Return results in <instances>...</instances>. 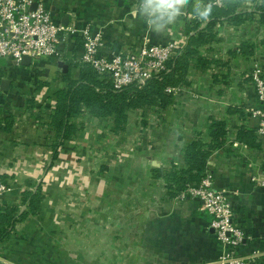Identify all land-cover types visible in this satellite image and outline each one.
I'll use <instances>...</instances> for the list:
<instances>
[{"label":"crops","instance_id":"obj_1","mask_svg":"<svg viewBox=\"0 0 264 264\" xmlns=\"http://www.w3.org/2000/svg\"><path fill=\"white\" fill-rule=\"evenodd\" d=\"M263 2L224 0L238 12L254 14L239 25L218 24V40L204 46L201 54L220 60V64L204 72L190 70L191 85L175 95L165 109L151 110L145 116L134 111L124 135H114L105 128L112 124L111 119L83 116L76 140L62 149L47 171L53 135L48 122L56 106V92L65 85L59 75L69 61L80 60L82 38H69L61 58L42 57L29 66L17 65L8 58L1 60L0 175L10 186L4 195V208L24 210L23 193L35 190L41 181L44 199L43 210L16 224L11 237L0 244V260L43 264L42 247L46 252L54 248L60 251L65 245L62 252L66 257L94 254L84 256L79 264L216 261L228 248L217 239L212 217L202 210L201 200L183 195L184 190L173 193L166 180V173L185 167V146L198 137L211 141L215 120L225 125L226 142L209 158L208 170L215 188L228 193L233 223L245 234L237 253L257 252V263L262 264L264 135L257 133L259 121L250 114L260 104L249 74L254 55H260L264 68V23L256 12ZM194 3L192 0L163 34L151 32L138 16H133L139 0H51L50 7L55 18L61 20L69 14L71 23L75 13L79 23H90L101 35V53L107 56L136 51L144 43L177 42L182 47L188 39L186 23L196 19ZM244 44L253 47L252 55L243 52ZM3 79L10 80L8 90H2ZM241 132L247 135L242 138ZM94 142L99 145V149L94 148L98 153L90 150ZM112 146L122 153L123 163L105 171L102 167L108 164L102 161ZM92 235L98 239L93 241ZM24 252L33 255L29 258ZM13 253L18 258L12 257Z\"/></svg>","mask_w":264,"mask_h":264},{"label":"trees","instance_id":"obj_2","mask_svg":"<svg viewBox=\"0 0 264 264\" xmlns=\"http://www.w3.org/2000/svg\"><path fill=\"white\" fill-rule=\"evenodd\" d=\"M256 12L260 14L261 21L264 23V2ZM253 14L254 11L238 12L232 5L223 4L222 6H213L212 16L206 22L196 19L187 21L185 31V35L188 37L187 42L179 47L176 55L169 60L167 70L152 77L143 86L133 84L122 90H116L113 88L108 74H100L92 65L81 63L80 60L69 61L67 69L59 75L65 85L56 92V106L48 122L53 135L50 141L52 158L46 171L59 158L62 149L76 140L77 133L83 124L79 119L83 116L91 119H111L112 124H106L105 128L114 135H124L134 111H141L145 116L151 110L160 111L171 105L176 94L167 92L168 87H188L192 83L188 77L190 70L204 72L220 64V60L201 54L204 46L211 45L218 40V24L229 22L239 25L250 19ZM250 47L249 44H244L243 52L252 55L254 51L253 47H251L252 49ZM74 69L78 70L77 74L73 76ZM1 71L0 66V81L2 79ZM262 76L264 77V68ZM250 80L252 81V79ZM6 120L8 123H12L11 116H8ZM225 134L223 122L213 120L210 142H205L203 137H198L183 148L185 167L175 168L166 173V180L173 193L176 194L188 186L200 183L209 169L208 160L211 155L217 149L225 147ZM245 135L247 133L241 132L242 138ZM94 148L99 149L98 143L94 142L90 150L92 152L97 150ZM96 152L98 153L99 150ZM106 160L108 165H103L102 169L105 171L107 169L115 170L118 166H122V153L116 155L110 150L107 152ZM42 184L43 181L36 186L35 190H27L23 193L22 203L26 206L24 210L15 206H7L0 210V244L11 237L16 224L27 220L30 215H38L43 210L44 190ZM54 250L56 249L49 250L48 253L56 261ZM56 251L59 253V250ZM59 258L63 264L61 257ZM262 264H264V256Z\"/></svg>","mask_w":264,"mask_h":264},{"label":"built area","instance_id":"obj_3","mask_svg":"<svg viewBox=\"0 0 264 264\" xmlns=\"http://www.w3.org/2000/svg\"><path fill=\"white\" fill-rule=\"evenodd\" d=\"M51 0H0V61L11 59L21 65L24 56L32 62L42 57L61 58L63 45L72 36H80L83 41L81 63H88L100 74H108L114 89L122 90L130 85H145L152 77L167 70V63L176 55L180 45L144 43L138 50L128 53L114 52L103 55L104 42L95 33L90 23H79L72 14V22L65 25L55 18L50 7ZM34 3L36 7L34 8ZM213 6H222L224 0H211ZM259 58V60H258ZM249 76L255 88L260 106L250 110L259 121L257 133L264 135V77L262 63L258 55L251 59ZM167 92L179 95L183 86L168 87ZM197 95H194L196 97ZM259 182L257 178H253ZM9 184L0 175V210L4 208V195ZM183 195L201 200V208L212 217L219 242L228 248L211 264H258L259 254L237 253V247L244 239V232L233 223L234 211L228 193L214 186L213 175L207 170L199 184L188 186ZM3 264L6 262L0 260Z\"/></svg>","mask_w":264,"mask_h":264},{"label":"clouds","instance_id":"obj_4","mask_svg":"<svg viewBox=\"0 0 264 264\" xmlns=\"http://www.w3.org/2000/svg\"><path fill=\"white\" fill-rule=\"evenodd\" d=\"M192 0H139L137 10L133 16H138L155 34H163L170 25L184 14ZM213 4H205L203 0H195L193 17L201 21H208L212 16Z\"/></svg>","mask_w":264,"mask_h":264},{"label":"rangeland","instance_id":"obj_5","mask_svg":"<svg viewBox=\"0 0 264 264\" xmlns=\"http://www.w3.org/2000/svg\"><path fill=\"white\" fill-rule=\"evenodd\" d=\"M258 56L260 57V55L258 54ZM258 60H259V58H258ZM251 63V62H250ZM262 63V62H261ZM97 143V142H96ZM99 146V145H98ZM110 150V149H109ZM111 152H115V154L116 155H120L121 153H120V151H116L115 149H114V146H112V148H111ZM105 161V163L106 164H108V161L107 160H103L102 162H104ZM92 239H93V241H96L97 239H98V236H94V235H92ZM70 242V241H69ZM64 243L66 244L67 242L66 241H64ZM26 245L27 244H24L23 245V249H25V247H26ZM29 246V245H28ZM65 246V245H64ZM64 246H62L63 248H65ZM55 247H57L56 246V244H55ZM69 247H72V245L71 244H69ZM41 248V247H40ZM46 247H42V250L44 251L43 252V255H42V261H43V264H44V262H46L45 264H48V263H51V264H53V262H54V258L53 257H51L52 255H50L48 252H46L47 250L45 249ZM63 248L62 249H60V251H59V253H58V255H56L57 256V260L54 262V264H61V260H60V258L59 257H61V259H62V261H63V264H67V261H69L70 263H73V264H79V261L80 260H83L85 257H89V256H91V255H93V257H94V254H88V253H79V254H72L71 252H70V254H72V256H74L73 258H71L70 256L69 257H66L65 256V254H66V252H62V250H63ZM54 249H57V248H54ZM73 249V248H72ZM88 249V248H87ZM91 249V248H90ZM69 251H70V249H69ZM15 253V252H14ZM12 254V257H17L18 258V255H15V254ZM28 255L29 256V258H30V256L31 255H33V254H29V253H27V252H24V255ZM85 256V257H84ZM32 257V256H31ZM3 260H5L6 262L4 263V264H17L15 261H13V260H9V259H3ZM39 261V260H38ZM1 262V261H0ZM1 264H2V262H1Z\"/></svg>","mask_w":264,"mask_h":264},{"label":"water","instance_id":"obj_6","mask_svg":"<svg viewBox=\"0 0 264 264\" xmlns=\"http://www.w3.org/2000/svg\"><path fill=\"white\" fill-rule=\"evenodd\" d=\"M36 3H34V8L36 7ZM69 14H66L63 18H62V22L67 25L69 22ZM32 63V58L30 56H24L23 59L21 60V65L24 66H29ZM66 70V67H65ZM9 84H10V80L8 79H3L2 80V90H8L9 89Z\"/></svg>","mask_w":264,"mask_h":264}]
</instances>
